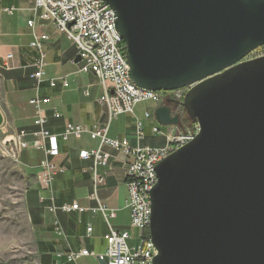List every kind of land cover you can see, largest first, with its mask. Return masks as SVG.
I'll list each match as a JSON object with an SVG mask.
<instances>
[{"label": "water", "instance_id": "obj_1", "mask_svg": "<svg viewBox=\"0 0 264 264\" xmlns=\"http://www.w3.org/2000/svg\"><path fill=\"white\" fill-rule=\"evenodd\" d=\"M102 1L133 83L186 87L199 125L155 166L151 263L264 264V56L244 59L264 45V0ZM153 115L178 125L168 105Z\"/></svg>", "mask_w": 264, "mask_h": 264}, {"label": "built area", "instance_id": "obj_2", "mask_svg": "<svg viewBox=\"0 0 264 264\" xmlns=\"http://www.w3.org/2000/svg\"><path fill=\"white\" fill-rule=\"evenodd\" d=\"M34 10L41 9L39 17L53 22L57 30L64 33L75 45L79 58L78 72L92 73L101 83L103 93L98 98V103L106 111L107 121L103 127L96 126L89 130L80 124L66 123L60 134L52 133L48 128L47 112L50 111L54 118L60 114L51 106L49 98L38 95V87L45 80V61L42 43L48 38L46 34L32 33L29 45L38 51V55L31 64L33 72L29 75L32 79L36 93L29 99V104L34 109L33 129H18L4 140L9 155L20 162V154L24 151L38 150L43 153L38 163L39 183L41 190L46 195H39L38 200L46 209L55 214L61 212H83L87 208L77 202L71 204L55 205L52 195V182L54 175L61 171L49 161L50 157L59 153L58 139L67 141L69 138H80L84 134L90 139L98 140V147L91 150H81L79 157L93 161L94 184L103 183V177L96 174L97 165H106L110 155L102 150V146H110L121 151L128 159L125 169L127 196L124 207L129 211V226L138 231L137 239L133 243L128 230H116L110 226L109 220L115 216V210L98 204L89 208L91 213H100L109 225V232L104 236L106 247L103 252L96 253L86 248L78 251H66L65 261H55L53 264H66L76 262L81 257H91L106 264H152V257L156 249L150 241L148 226L150 221V191L156 182L155 166L164 157L175 149L183 146L199 131L197 122L180 130L178 125H152L151 131L160 135L163 144L149 146L142 144L145 131L142 120L135 116L136 107L145 101H150L154 108L160 105L170 106L173 115L179 116L183 111L182 102L187 88L170 91H152L137 87L130 76V69L125 57V45L115 29L114 12L102 0H34ZM13 7H0L12 14ZM34 19L27 24L33 28ZM264 56V45L251 51L244 59ZM11 53L5 58L10 59ZM5 69H12L9 64H4ZM1 68V66H0ZM56 79H48L50 87L56 85ZM62 87H68L67 77L60 78ZM170 100V101H168ZM132 114L135 118L134 137L136 145L131 146L127 138H110L108 129L110 122L122 114ZM143 118L153 119L152 112L144 111ZM156 121V120H155ZM163 127V128H162ZM55 231L61 234V228L56 220ZM89 235L91 227L86 228Z\"/></svg>", "mask_w": 264, "mask_h": 264}, {"label": "crops", "instance_id": "obj_3", "mask_svg": "<svg viewBox=\"0 0 264 264\" xmlns=\"http://www.w3.org/2000/svg\"><path fill=\"white\" fill-rule=\"evenodd\" d=\"M0 7L16 9L12 14L0 12V130H10L13 133L22 128H34L32 124L34 109L29 104V99L34 96L36 90L29 75L33 72L31 64L38 51L29 45L33 32L48 36L42 43L46 63L45 80L40 83L37 92L40 97L49 98L51 106L60 114L59 118H54L50 111L47 112L49 130L54 134H60L66 123L80 124L89 130L96 126L103 127L107 121V114L97 101L103 93V87L97 82L98 79L92 73H87L97 79L90 83V86L68 84V87L64 88L61 85L60 78L64 76L68 78L74 72H78L76 60L78 56L74 43L57 30L53 22L39 17L41 9H33L34 0H0ZM33 19L35 23L31 28L27 22ZM48 28H52L53 33H47ZM61 37L69 42L67 46L61 45ZM7 53L12 54L10 59L5 58ZM68 63L77 64V70H69ZM4 64H9L12 69H5L2 67ZM50 78L57 80L54 87L49 86ZM23 98L26 100L24 104ZM154 109H144L142 113L144 111L153 113ZM124 115L131 117L132 122L124 129L114 131L110 129L111 121L108 134L118 139L127 138L129 144L134 146L135 118L129 113ZM143 121L145 138L142 144L150 131L149 125L154 123L151 119L144 118ZM98 143V140L90 139L86 134L80 138L71 137L67 141L59 138V153L49 158L52 164L61 169L54 175L52 182L51 190L55 205L77 202L87 208L80 213L57 211L53 214L48 211L38 200L39 195H46L39 183L38 163L43 153L34 150L20 154V163L30 170L31 182L25 190L23 203L32 234L31 247L35 253L36 264L64 262L65 253L69 250L78 251L86 248L96 253L103 252L106 247L104 236L109 232V225L102 214H93L89 210L98 204L115 210V216L109 220L111 227L130 231L129 211L124 207L127 196L125 169L128 159L121 151L107 145L102 146V150L110 157L106 165L96 166V174L103 177V183L95 185L93 161L80 158L79 152L95 149ZM56 220L61 228V234L55 231ZM88 226L91 227L89 235L86 231ZM66 264L106 262L81 257L76 262Z\"/></svg>", "mask_w": 264, "mask_h": 264}, {"label": "rangeland", "instance_id": "obj_4", "mask_svg": "<svg viewBox=\"0 0 264 264\" xmlns=\"http://www.w3.org/2000/svg\"><path fill=\"white\" fill-rule=\"evenodd\" d=\"M46 32L53 33V29L48 28ZM60 43L64 47L69 44L64 37L60 40ZM68 64L69 70H77V64ZM67 80L69 85L84 84L88 86L97 79L87 73L74 72ZM97 82L100 84L99 80ZM32 85L34 87L33 82ZM25 102L26 100L23 98L22 103ZM154 105L150 101L140 103L137 106L138 111L135 110V116L143 121V110L154 109ZM178 118L180 130H184L191 125V120L184 108ZM151 120L153 121V119ZM130 122H132L131 117L122 114L112 120L110 129L114 131L122 130ZM155 124L160 125L155 120L153 124L149 125L150 131L143 142L144 145L157 146L163 143L162 137L151 131V126ZM11 133L10 130H0V264H36L35 253L31 247L32 234L23 203L25 190L31 182L30 170L9 155L4 140ZM129 234L131 237L129 243H133V240L138 237V231L130 229Z\"/></svg>", "mask_w": 264, "mask_h": 264}]
</instances>
